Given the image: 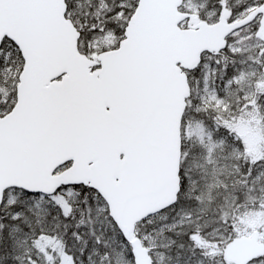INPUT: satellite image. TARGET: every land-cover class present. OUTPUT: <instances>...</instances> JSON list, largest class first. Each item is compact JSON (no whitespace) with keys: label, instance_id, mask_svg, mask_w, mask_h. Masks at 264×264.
<instances>
[{"label":"snow or ice","instance_id":"snow-or-ice-1","mask_svg":"<svg viewBox=\"0 0 264 264\" xmlns=\"http://www.w3.org/2000/svg\"><path fill=\"white\" fill-rule=\"evenodd\" d=\"M0 264H264V0H0Z\"/></svg>","mask_w":264,"mask_h":264}]
</instances>
